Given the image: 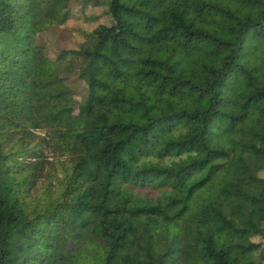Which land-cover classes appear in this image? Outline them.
<instances>
[{"label": "trees", "instance_id": "obj_1", "mask_svg": "<svg viewBox=\"0 0 264 264\" xmlns=\"http://www.w3.org/2000/svg\"><path fill=\"white\" fill-rule=\"evenodd\" d=\"M263 171L264 0H0V264H264Z\"/></svg>", "mask_w": 264, "mask_h": 264}, {"label": "rangeland", "instance_id": "obj_2", "mask_svg": "<svg viewBox=\"0 0 264 264\" xmlns=\"http://www.w3.org/2000/svg\"><path fill=\"white\" fill-rule=\"evenodd\" d=\"M110 19L109 15L100 16L97 19L88 20L84 22L82 20L72 19L57 25L54 32L44 36L45 38V54L50 59L54 60L61 49H70L84 40L85 32H96L103 34L102 23H107ZM107 21V22H106ZM75 102L78 104L86 95V85L82 81L74 80L70 84ZM77 110V107H76ZM48 159H51V154ZM264 176V171L262 172ZM242 260L236 261V264H243Z\"/></svg>", "mask_w": 264, "mask_h": 264}]
</instances>
